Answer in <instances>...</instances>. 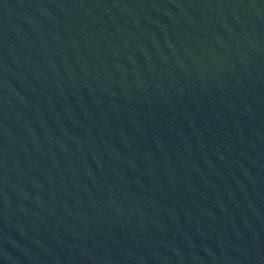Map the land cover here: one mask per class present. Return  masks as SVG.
<instances>
[{
  "label": "water",
  "instance_id": "water-1",
  "mask_svg": "<svg viewBox=\"0 0 264 264\" xmlns=\"http://www.w3.org/2000/svg\"><path fill=\"white\" fill-rule=\"evenodd\" d=\"M0 264H264V0H0Z\"/></svg>",
  "mask_w": 264,
  "mask_h": 264
}]
</instances>
